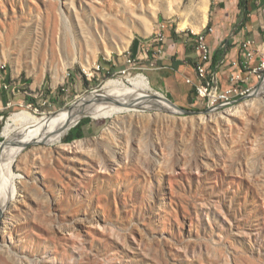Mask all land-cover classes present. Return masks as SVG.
<instances>
[{"label":"rangeland","instance_id":"rangeland-1","mask_svg":"<svg viewBox=\"0 0 264 264\" xmlns=\"http://www.w3.org/2000/svg\"><path fill=\"white\" fill-rule=\"evenodd\" d=\"M213 1L0 0V146L14 113L46 119L48 135L90 92L139 74L148 95L192 113L133 109L123 128L127 113L82 117L73 142L69 130L60 144L2 145L14 192L0 194V264H264V70L247 97L213 109L151 81L167 34L195 49ZM128 58L138 68L122 74Z\"/></svg>","mask_w":264,"mask_h":264},{"label":"bare ground","instance_id":"bare-ground-1","mask_svg":"<svg viewBox=\"0 0 264 264\" xmlns=\"http://www.w3.org/2000/svg\"><path fill=\"white\" fill-rule=\"evenodd\" d=\"M208 32L210 31L208 30ZM199 34H205V31ZM127 82L129 85H127V83L120 80L107 81L99 91V94L101 95L102 98L94 99L95 95H91L90 102H84L82 104H76V105L73 104L74 106L68 112H66L65 114L66 117L65 116L63 117L66 121L62 123L60 127L56 128V130H54L48 135L44 134L46 131L45 128L48 121L46 119H39L35 115L26 111L17 112L11 115L2 131V135L8 141H13L14 143H16L14 150L24 145L26 146L30 143H35V144L49 143L55 145V144H60L62 142L66 133L74 125L80 122L82 117L90 118L92 121H99V120L104 121L111 119L114 120V118L119 117L120 113L121 114L127 113V116L123 117L124 119L118 118V120L115 119L114 121L117 123L116 127L119 126L120 128H123L126 125L130 126V119L132 117L138 118L139 115L136 114L137 112L134 111L133 109H145V108L150 109V107L151 108L157 107L158 109H163L165 111H167L168 108L172 109V112L176 111L173 109V107H171V105L168 102L164 100V97L162 95H157V98H152L146 93V91L149 90V83L144 75L139 74L136 77L129 79ZM262 87L264 88V83ZM252 105L253 104L251 103L247 108L252 107ZM245 107H246L245 105H240L238 109L233 114L228 115V117H242L246 111ZM133 134H136L135 127ZM144 138L145 137L140 136V141H139L140 144L142 143V139ZM134 140L137 141V138H135ZM1 148L2 145L0 146V152H1ZM83 151L86 153L84 154L85 160L91 157L92 158L91 162L93 160H96V162L99 165H101L100 169H104L101 163V160L103 159L102 156L95 155L94 153H92L91 156H89L90 150L89 151L83 150ZM139 153H142V151H140ZM11 163L12 162H9L6 165V162L4 160V163L1 164L0 166V194L5 193L3 191L4 186L8 187V191L11 193V195L14 192V186L12 183L13 172L11 168ZM138 166L142 168L143 163H140ZM78 223H79L78 221L74 222L72 230L73 229L78 230V225H79ZM37 262L40 264H50L48 260H43V261L41 260Z\"/></svg>","mask_w":264,"mask_h":264},{"label":"crops","instance_id":"crops-1","mask_svg":"<svg viewBox=\"0 0 264 264\" xmlns=\"http://www.w3.org/2000/svg\"><path fill=\"white\" fill-rule=\"evenodd\" d=\"M213 2L208 22L210 33L205 34L206 42L213 53V60L216 50H222L216 65L224 57L228 60H238L240 46L246 40H253L256 47H259L261 51L264 50V13L262 11L264 0H245L243 9L239 7V0H214ZM206 22L204 18L203 24L197 30L203 28ZM206 29L199 33H203ZM173 36V33L167 34V52L163 57L154 59L160 69L151 73V81L155 84L165 82L169 84L171 90L179 89L188 93L191 87L185 83V80L194 78V67L197 62V54L193 49L194 38L189 39L182 35H176L173 38ZM226 68L220 70L219 76L224 86Z\"/></svg>","mask_w":264,"mask_h":264},{"label":"built area","instance_id":"built-area-1","mask_svg":"<svg viewBox=\"0 0 264 264\" xmlns=\"http://www.w3.org/2000/svg\"><path fill=\"white\" fill-rule=\"evenodd\" d=\"M262 11L264 13V7ZM163 41L164 36L160 34L152 49L154 56L161 53L157 45ZM195 51L197 62L194 67V78H187L185 83L194 90L196 99L205 103L209 109L226 107L240 98L247 97L252 91L253 77H257V74L264 70V50L256 47L253 40H246L241 44L238 60H228L224 57L215 66L212 50L206 42V34H195ZM224 67H227L225 86L219 77L220 70ZM137 68L135 60L128 58L122 74H130ZM14 90L15 88L12 91L15 92Z\"/></svg>","mask_w":264,"mask_h":264},{"label":"trees","instance_id":"trees-1","mask_svg":"<svg viewBox=\"0 0 264 264\" xmlns=\"http://www.w3.org/2000/svg\"><path fill=\"white\" fill-rule=\"evenodd\" d=\"M245 6V0H239V7L241 9H243V7ZM209 26L208 25V29H206L205 33L208 32L209 30ZM176 36L174 35L173 38H175ZM222 54V50L218 49L216 50V54L214 56V60H213V65L215 66L217 63V59L218 57ZM189 86V85H188ZM175 91H178L179 89H174ZM192 91H194L192 88L190 89ZM181 91V90H180ZM89 123L88 119H85L83 121H81L77 126H75L74 128H72L69 133H68V141L67 142H73L75 140L81 139L84 136V127Z\"/></svg>","mask_w":264,"mask_h":264},{"label":"water","instance_id":"water-1","mask_svg":"<svg viewBox=\"0 0 264 264\" xmlns=\"http://www.w3.org/2000/svg\"><path fill=\"white\" fill-rule=\"evenodd\" d=\"M92 93H94V95H95L94 99H100V98H102L101 95L99 94V91H93V92H90L88 95H92ZM149 96H151L152 98H157V95H156V94H154V95H149ZM164 100H165L166 102H168V103L171 105V107H173L174 110L179 111V113H182V114H184V115H191V114H192V113H190V112H188V111H186V110H184V109H181V108L177 107L176 105H174L173 103H171L170 101H168L166 98H164ZM67 109H68V108H67ZM78 124H79V122H78L76 125H74L72 128H74V127L77 126ZM72 128H71V129H72ZM71 129H70V130H71ZM12 143H13V141H7V139H5V142L2 143V145L12 144Z\"/></svg>","mask_w":264,"mask_h":264}]
</instances>
